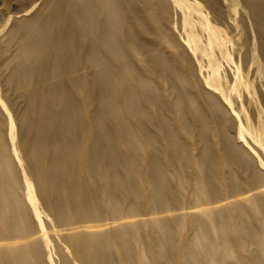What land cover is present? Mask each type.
Segmentation results:
<instances>
[{"label": "bare ground", "instance_id": "bare-ground-1", "mask_svg": "<svg viewBox=\"0 0 264 264\" xmlns=\"http://www.w3.org/2000/svg\"><path fill=\"white\" fill-rule=\"evenodd\" d=\"M124 2L125 0H47L43 6H40L41 9L36 15L28 18L20 17L21 19L12 30L14 34L12 40L18 38L20 42L18 52L11 58L15 64L13 73L16 75V84L23 86L33 80L39 85L44 83L42 87L39 86L42 89V95L36 108L30 96H27V106L20 120L22 140L19 143L20 149L25 152L24 160L27 162V168L43 189L46 201L55 214V220L66 227L65 232L60 233L61 229L59 233L57 232L58 236L61 234V239L72 246L74 259L79 264H135V257L131 254L129 257L125 256V252L131 251L130 245L132 247L133 244L137 248L145 244H140L136 238L135 227H126L125 231L120 230L122 227H118L114 231L108 229L106 224V226L89 224L92 221H99L101 215L88 213L85 209L100 208L103 203L105 207L107 205L111 209L112 215L121 213L119 199L115 197L112 190L121 185L122 180L125 179L122 175L124 171L129 173V180L132 176L143 178L151 198L163 200L167 199L168 194H173L168 190L169 180L165 175L161 157L155 154L149 156L146 151L147 148L154 150L160 148L158 139L149 134L147 125L143 123L141 129L143 137L139 144L132 127L119 115L122 113L121 103L129 111L142 115L147 111L145 105L151 101L158 109V123L155 121L153 127L161 131L160 137L164 138L172 151L174 150V154L180 155L178 159L176 158L177 161L182 159L185 153L175 150L184 143L176 135L173 122L166 120L165 114L166 112L172 114L174 111L177 116H180L184 105L190 110L192 120L184 121L186 131L192 135V138L195 137L193 133L196 132L199 143L203 146L201 149L203 157L199 156L195 163L200 164L206 173L209 172L207 176L202 177L201 174L196 176V191L200 192L196 198L199 203L211 201V197L204 194L203 186L204 179L214 178L216 165L237 166L239 160L245 158H243L242 150L246 154L249 150L251 153L249 154L253 156L251 160L257 159V166L253 164V161L240 162L248 175L243 183L245 186L246 183L254 185H249L240 193L231 194L224 205L216 200L217 205L200 211L203 216H195V223L198 230H203L207 229V226L218 227L223 219L236 233L234 240L237 247L244 251L248 249V255L254 253L258 258L257 248L264 242V144L261 133L255 131L249 124L246 127L242 125L237 111L238 101H240V107L244 108L243 105L247 101H242V97L245 94L248 95V89L243 86L244 81L239 68L234 66L229 68V79L220 77L218 71L220 63L216 54L217 52L222 54L224 39L217 28L206 22L201 23L197 32L190 30V27L194 28L196 23L191 22L192 19L187 11L184 12L182 26L184 31L180 39L185 49L181 56L188 61L190 73L197 71L201 77L199 89L214 114L217 130L210 137L204 134V130L212 124L211 119L199 101L200 95L186 86L187 74L174 67H168L167 70L162 71L169 76L170 92L175 96L172 106L162 105L157 92L143 94L140 101L139 93L135 88H126L124 85L125 89H121L120 85L125 80L124 76L127 78L132 76L128 65L111 66L101 60L100 55L103 50L113 55H121L122 44L127 43L131 36L126 24ZM173 3L180 8L186 7L183 0H173ZM33 4L31 3L29 7ZM251 9L256 25L263 30L264 34V10L256 1L251 3ZM191 10L201 16L197 7ZM25 13L22 15L25 16ZM159 14L158 23L167 25L169 8L164 5ZM181 56L179 58H182ZM261 59L264 73V47ZM85 60L94 68L91 75L70 78L67 82L45 84V80H49L51 76L59 75V66L62 67L64 62L67 61L69 73L71 67L73 69L78 67L75 64L79 61L86 66ZM48 66L51 67V74L45 72ZM116 69H118V76H116ZM133 78L136 79L135 77L130 79ZM137 81L140 82L136 79ZM142 83L145 85L143 81ZM88 87L93 90L97 87L98 94L94 93L93 96L90 92L88 99L96 101L101 119L106 124L109 120L112 121L114 123L112 129L115 131L102 123L99 113H92L91 118L94 124L87 129L82 118L83 110L72 91H81ZM261 98L264 103V95H261ZM158 106L163 107L162 111ZM226 108L238 121V142L234 140L225 124V116L228 114ZM1 113L0 264H46L43 255V247L47 241L45 228L37 227L36 220L40 219V216L34 204L32 186L28 180H24V184L27 189V200L34 204L35 221L28 212L26 199L19 192L21 188L19 175L13 157L14 153L15 157L19 154L14 143L15 133L13 132L16 120L10 118V114L8 115V136L11 144L8 148ZM33 118L36 121V127L31 137L28 134L31 132L30 124ZM180 119L181 117L179 122ZM230 120L232 124L234 119ZM85 140L86 144L82 145ZM138 149H140V158L135 154L138 153L135 152ZM212 150L215 152L214 155ZM138 163H140L139 166ZM145 168H147L146 174L143 172ZM78 177L82 180L80 187L77 188L78 196L75 199L73 190L78 184ZM125 180L127 182V179ZM125 185L126 188H124ZM237 188L238 186H234L233 190L238 191ZM121 195L132 197V201L135 202L132 211L137 209L136 200L140 198L138 190L125 183L122 185ZM79 199L81 200L78 201ZM74 200L78 202L73 203ZM146 204L149 205V202ZM215 207L220 210H216ZM173 213L170 215L161 213L162 216L158 218V215L155 216L156 219L153 222L154 228L159 233L156 234L154 244L157 250L161 251L162 262L169 260L165 254L164 245L176 247L177 264H203L205 259L209 264H220L221 260L229 258L224 250L222 256L211 250V241L208 242L210 247H205V232H200V235L194 239L173 240L176 227L181 223L178 217L180 212ZM212 214L214 217L210 218ZM166 216L174 217L176 221H171V218ZM76 221L85 222V224L74 227L73 224ZM127 223L130 225L133 222ZM116 226H123V223H117ZM117 235L121 238L119 242L122 245L123 254L113 257L111 252L115 249ZM132 237L137 239L136 244ZM163 237L165 240H162ZM198 238L203 242L200 243ZM227 242L225 235L224 243L227 244ZM237 257L239 264L252 263L242 254L237 253ZM137 260L144 264L143 258L140 260L139 257ZM64 264H71V261L64 259Z\"/></svg>", "mask_w": 264, "mask_h": 264}, {"label": "rangeland", "instance_id": "rangeland-1", "mask_svg": "<svg viewBox=\"0 0 264 264\" xmlns=\"http://www.w3.org/2000/svg\"><path fill=\"white\" fill-rule=\"evenodd\" d=\"M45 1L47 2V0ZM45 1L0 0V113L2 112L1 115L4 124L3 130L8 148L11 146L8 136V115L10 114V118L16 120L13 132L15 133L14 143L16 148H18L19 154L15 157L14 153L13 157L19 175L18 179L21 187L19 192L22 197L26 199L28 212L31 214V217L34 221L35 204L37 213L40 216V219L36 220L37 227L39 228L41 226V228H45L44 231L47 238V241L43 247L45 263L64 264V259H66L71 261V264H79L74 259L73 253L71 251L72 246L68 245L63 239H61V234H59L60 236L57 234V232L59 233L60 229V233L62 231L65 232L66 227L55 220V214L53 209L49 207V204L46 201L43 189L41 188L39 182L35 181L33 174L27 168V162L24 160L25 152L23 149H20L19 143L22 140V127L20 120L27 106V96H30L33 106L36 108L37 102L42 95V89H40L39 86L41 85L42 87L44 83H40L39 85L37 81L33 80L32 82L23 86H18L16 84V75L13 73V67L15 64H13L11 58L15 55V53L18 52L20 42L18 38L12 40L14 35L12 30L14 29V25L17 23V21L21 19L20 17L28 18L36 15L41 9L40 6H43ZM254 1H256L260 8L264 10V0ZM254 1L183 0V4H185L186 7L181 5L182 8H180L177 5H174L175 3H173V0H125L123 6L125 9L127 21L126 24L128 27V32H130L129 34L131 35L129 41L122 44L121 55H113L108 52H104L105 50H103L101 51L102 55H100V58L102 61H105L111 66H117L118 64H125L129 66L132 76L130 75L128 78L124 76L126 81L123 80L124 82L120 86L122 90L125 89V86L126 88H135L139 93L140 101V97H143V94L157 92L162 105L168 104L169 106H172L175 101V96L170 92L171 82L168 79L169 76L162 71L167 70L168 67H174L179 69L182 73L187 74V81H185L186 86L189 88L191 87V91L200 95L199 101L201 105L207 110V115L212 122V124L209 123V127H206L204 134L212 137V134L217 131L216 124L213 118L214 114L210 110L205 98L202 96L203 93L199 89L201 77L197 74V71L193 74L190 73L188 61H186L184 57L181 56L185 46L182 45L180 36L184 31L182 29L183 15L184 12L187 11L190 18L192 19L191 22L196 23L194 28L190 27V30L193 32H197L201 27V23L203 22H206L210 26H213L219 30L221 37L224 39L222 54H219L218 52L216 54L218 57V62L220 63V67L218 68L220 77L221 79L222 77L228 78L229 68H232L233 66L239 68L240 74L244 81L243 86H246L248 89V95L245 94V97H242V101H247L245 104L243 102L244 108L240 107V101H238L237 111L239 112L242 125L246 127L249 124L255 131L261 133V139L264 144V103L261 98V95H264V73L262 68L263 62L261 59V52L263 51L264 47V34L262 33L263 30L255 23V16L253 15L251 9V3ZM24 3L25 5L27 3V5L25 6ZM29 3L34 4L29 7ZM164 5L165 7L169 8V19L167 25L158 23L157 20V18H160L159 13ZM196 7L201 12V16H199L196 11L191 10V8ZM21 8L23 12L21 11ZM23 13L26 15L23 16ZM18 27L19 25L17 28ZM180 56L182 58H179ZM192 61H194L193 58ZM85 63L86 66H84L79 61V63L75 64V66L78 65V67L74 69L71 67L70 72L68 73L69 67L67 61L64 62L62 67L59 66V75L56 77L51 76L49 80H45V84L51 82H67L70 78L91 75L94 71V68H92L91 65H88L87 61ZM45 72L51 74V67L48 66V68L45 69ZM117 72L118 69H116V76H118ZM142 76L144 77L143 80ZM132 77L140 80V82H136V79L134 78L130 79ZM141 80L145 83V85H143ZM72 92L78 101L80 108L83 110L82 118H84L87 129L91 128L94 124L91 118L92 113H99L98 115L102 123H104L107 128L115 131L112 129V127H114V123H112V121L108 119L109 121L106 124L101 119L96 101H91L90 98L88 99V96L91 94L93 96L94 93L98 94L97 87H95L94 90L91 87H88V89L85 88L81 91L75 90ZM120 106L122 107V113L119 115H121V117L132 127L133 133L136 135L139 144L140 139L143 137V133L141 132L143 123L147 125L149 134L155 136L158 139L160 148L157 150H154L153 148H147L146 151L149 156L155 154L161 157L162 163L164 165L163 168L165 175L169 180L168 190L173 194H168L166 197L167 199L163 200L155 197L151 198L143 178L140 176L133 178L132 176V179L129 180V173L124 171L122 172V175L125 179H127V182L125 179H123L121 185L116 186L115 189L112 190L115 197L119 199V205L122 212L117 215H112L111 209L107 205L105 207L102 203V207L100 208L92 207L91 209H85V211L88 213L101 215L99 221H92L91 223H88L104 224V226L107 225L106 227H108L110 230L122 227L120 230L124 231L127 230V228L134 226V230H137V233L135 234L136 238H138L140 244L145 243L144 245H140V247L138 246L137 248L132 244V247L131 245L129 246V249L131 250L130 253L125 252V256L129 257V254H131L136 258L135 264H141V262H138L137 260L139 257L140 260L143 258L144 264H177L176 257L178 250L176 247H170L168 245L164 246L166 247L165 254L169 260L167 262H162L160 260L161 251H158L154 244L156 234L158 235L159 233L157 229L154 228L153 222L155 221L154 219H156L155 216L157 215L158 218L159 216L165 215V213L166 215H170L173 212H175L173 214L180 212L178 217L180 218L181 223H179V225L176 227V231L174 232L175 238H172L173 240L184 241L188 238L194 239L200 235V232H205V242L207 244H205V247H210L208 242L211 241V250H214V252L219 256L224 255L225 251L229 257L227 260H221L220 264H239L237 253L247 257L248 261L251 260V264H264V242L257 248V258L254 253L248 255V249L244 251L237 247L234 240L236 233L230 229L228 223L223 221V219L219 222L220 224L218 227L214 225V227L207 226V229L203 230H198L197 224L195 223V216H203L200 211L206 207L209 208L210 206L213 207L217 205L215 204L216 200L221 201L222 205H224L230 199L228 197L231 194H236L235 192L240 193L249 185H254L253 183H246L245 186V183L243 182L246 181L248 175L244 167H241L240 164V162L250 163V161H253V164L257 166V159L255 158L251 160V157L253 156L250 155L251 153L249 150L246 151L247 154L243 150L241 151L243 153V158L245 157L246 159H240L241 161L239 160L237 166L231 164L229 166L220 164L214 167V178L212 180L204 179L205 182L203 186L204 194L210 196L211 201L199 203L196 198V195H199L200 193H197L196 191V176L198 174H201L202 177L207 176L209 172L206 173L200 164L195 163L199 156H202L203 154L201 150L203 146L201 143H199L196 132L193 133L195 137L192 138V135L186 131L184 121L190 122L192 120L188 107L186 105L183 106V109H181L182 115L180 116H177L174 111L172 114L167 112L165 114L166 120L173 122L176 135L181 140V142L184 143L182 144L183 146L179 145L175 150L185 153V156L177 161L180 155L178 153L176 155L174 154V150L172 151L165 142L164 138L160 137L161 131L153 127L155 121L158 123V109L152 104L151 101L145 105L147 111L142 115L136 114L135 111H129L122 105V103ZM158 108L160 111H162L163 107L160 108L158 106ZM229 111L230 110L228 109V114L225 116V124L229 128L234 140L237 141L238 121ZM179 117H181L180 122ZM232 118L234 121L231 124L230 119ZM35 127L36 121L33 118V121L30 124L31 132L28 134L31 137ZM93 136L94 135H92V137ZM214 141L216 142V139H214ZM85 144L86 140L82 145ZM123 146L121 147L122 149L124 148ZM135 152H138L135 154L138 156V158H140V149L136 150ZM212 153V155H214L215 152L212 150ZM139 165L140 163H138V166ZM256 168L260 169V167ZM143 172L146 174L147 168H145ZM225 178L228 179L225 180ZM24 180H28L32 186L33 199L35 202L34 204L27 200V189L24 184ZM81 180L82 179L78 177V184L77 186L75 185V190H73V197L75 199L78 196L77 188L80 187ZM125 183L129 184L135 190H138L140 198L136 200V210L132 211V206L135 203L132 201V197H123L121 195L122 185ZM234 186H238V191L233 190ZM124 188H126V185ZM80 200L81 199L78 201ZM78 201L74 200L73 203ZM101 201H103V199ZM146 202H149V205L146 204ZM215 209L220 210V208L216 207ZM193 216L194 218H192ZM212 216L214 217V214H212L210 218ZM166 217L171 218V221H176L174 217ZM130 221L133 223L128 225L127 222ZM117 223H123V226H116ZM81 224L84 225L85 222L81 223V221H76L73 226L79 227ZM225 235L228 241L227 244L224 243ZM115 237V249H113L111 252L113 257L123 254V248L119 242L121 238L118 235ZM132 238L134 239L133 242L136 244L137 239H135V237ZM163 238L164 239L162 240H165V237ZM198 241L200 243L203 242V240L200 238H198ZM127 262L129 263V261ZM203 264L209 263H207L205 259Z\"/></svg>", "mask_w": 264, "mask_h": 264}]
</instances>
